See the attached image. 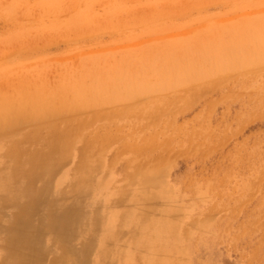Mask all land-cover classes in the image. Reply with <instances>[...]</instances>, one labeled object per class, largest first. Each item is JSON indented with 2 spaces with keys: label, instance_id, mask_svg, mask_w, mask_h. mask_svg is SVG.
<instances>
[{
  "label": "rangeland",
  "instance_id": "374dc122",
  "mask_svg": "<svg viewBox=\"0 0 264 264\" xmlns=\"http://www.w3.org/2000/svg\"><path fill=\"white\" fill-rule=\"evenodd\" d=\"M0 264H264V0H0Z\"/></svg>",
  "mask_w": 264,
  "mask_h": 264
},
{
  "label": "bare ground",
  "instance_id": "6f19581e",
  "mask_svg": "<svg viewBox=\"0 0 264 264\" xmlns=\"http://www.w3.org/2000/svg\"><path fill=\"white\" fill-rule=\"evenodd\" d=\"M17 100V99H16ZM28 102V101H27ZM35 103V102H34ZM55 106H56V104H55ZM32 107V106H31ZM35 107V106H34ZM58 109V108H57ZM143 227V226H142ZM161 235V234H160ZM15 256V255H14Z\"/></svg>",
  "mask_w": 264,
  "mask_h": 264
}]
</instances>
